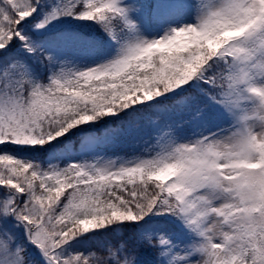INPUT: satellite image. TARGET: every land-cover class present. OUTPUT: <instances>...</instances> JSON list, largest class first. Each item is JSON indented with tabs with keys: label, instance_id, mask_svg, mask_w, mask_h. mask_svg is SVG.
<instances>
[{
	"label": "snow or ice",
	"instance_id": "6c2138e0",
	"mask_svg": "<svg viewBox=\"0 0 264 264\" xmlns=\"http://www.w3.org/2000/svg\"><path fill=\"white\" fill-rule=\"evenodd\" d=\"M0 264H264V0H0Z\"/></svg>",
	"mask_w": 264,
	"mask_h": 264
}]
</instances>
